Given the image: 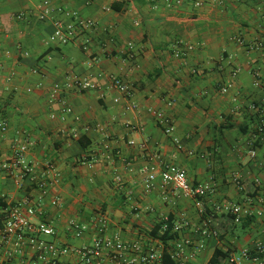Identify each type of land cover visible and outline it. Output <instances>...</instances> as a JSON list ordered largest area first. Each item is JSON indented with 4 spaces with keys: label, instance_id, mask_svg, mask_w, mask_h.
Segmentation results:
<instances>
[{
    "label": "crops",
    "instance_id": "1",
    "mask_svg": "<svg viewBox=\"0 0 264 264\" xmlns=\"http://www.w3.org/2000/svg\"><path fill=\"white\" fill-rule=\"evenodd\" d=\"M45 1L0 0V164L29 140L26 158L37 179L47 163L59 172L42 200L30 177L0 173V201L7 206H0V264H86L74 254L53 256L46 245H91L101 217L108 220L107 236L118 235L126 245L139 242L143 251L152 244L158 252L164 245L150 235L156 225L170 216L174 225L188 220L178 239L204 247L187 264H208L215 250L236 253L264 242V138L256 139L264 117V0H222L200 9L187 1L169 8L165 0H48L97 23L89 53L76 42L46 43L59 16L38 19L36 7ZM21 12L30 14L24 22L15 17ZM179 42L193 50L176 57ZM72 74L90 76L100 89L79 93L66 87ZM110 75L131 87V98L111 88ZM55 83L65 87L62 97L71 112L50 102ZM227 84L232 87L221 93ZM150 110L171 118L173 135L164 133ZM155 156L185 170L194 187L215 185L216 193L203 200L204 214L193 198L163 188L159 178L144 192L140 169L158 163ZM117 174L122 184L115 182ZM223 201L250 208L242 221L247 227L213 212ZM14 207L42 211L34 221L51 224L56 235L4 239L3 215ZM70 221L84 228L79 237ZM101 264L117 263L104 256Z\"/></svg>",
    "mask_w": 264,
    "mask_h": 264
},
{
    "label": "built area",
    "instance_id": "2",
    "mask_svg": "<svg viewBox=\"0 0 264 264\" xmlns=\"http://www.w3.org/2000/svg\"><path fill=\"white\" fill-rule=\"evenodd\" d=\"M185 1L189 2L195 8H203L207 5H219L222 0H165L167 7H179ZM37 17L40 21H45L52 17L54 14L59 16V19L55 22V28L52 34L47 39L46 43L50 46H66L72 43H78L80 49L85 52H90L91 46V33L97 27V23L92 19H81L74 16V14L62 7L53 6L50 1H45L36 7ZM1 15V8H0ZM29 13L21 12L15 17L19 21H26L29 17ZM132 48V44H129ZM191 51L193 46L179 42L175 48V56L180 57L183 50ZM25 55H28L25 52ZM91 61L96 63L98 59L92 57ZM3 71V66L0 63V74ZM238 70L233 72V77L237 75ZM111 88L117 90L123 97L131 98V87L125 83L121 78L116 75H110L108 77ZM68 88H74L79 93H85L91 90L100 89V86L95 84L90 76L70 75L68 76ZM232 87L231 84L223 85L221 87V93L226 94ZM65 87L59 83L52 85L48 94L50 102H59L64 106L66 113L71 112L72 108L67 101L62 97ZM31 92V89L28 90ZM119 99H115L118 102ZM135 108L134 105H132ZM156 117L157 123L162 127L164 133L168 136L174 133V124L171 118L166 116L162 112H155L150 110ZM7 129V125L1 126V131L4 132ZM264 138V117L261 116L260 124L257 131L256 139ZM174 142L179 144V139L175 138ZM129 144L135 146L136 142L130 140ZM33 146V143L26 140L24 143L17 146L14 159L9 162L0 164V173H7L11 177L17 180H23L26 177H30L36 184V189L40 193L39 200L45 198L48 194V190L52 183L59 178V172L54 163H47L41 174V178L37 179L36 169L34 165L26 158L28 150ZM139 148L142 151L147 150L148 142H142L139 144ZM108 149V146L105 147ZM257 152L255 149L250 150L249 156L255 158ZM158 160L156 164H146L141 167L140 172L143 175V190L145 193H150L153 189L154 183L159 178L163 188H171L174 192L183 196L191 197L195 201V205L200 214H204L205 206L203 200L205 197L214 195L216 188L214 184H205L194 187L188 181L186 171L174 164H166L162 161L161 157L155 156ZM83 160H86L83 158ZM88 166H92V162H87ZM128 163L126 169L130 170L131 167ZM115 182L122 184L123 178L120 174L115 176ZM258 182V181H257ZM234 183L240 187L239 178L234 179ZM60 203L58 198L52 201V204L58 206ZM213 212L220 215L230 216L232 222L236 225L242 223L245 217L252 214L250 208L246 205L234 203L232 201H223L215 203L213 205ZM42 215V211L38 212L34 208H28L24 213L21 208L14 207L10 211L5 212L4 216V228L3 238L8 239L11 236H16L18 242H22L27 237H34L37 235H44L53 237L56 235L55 228L46 222H35L34 218L37 215ZM257 215H262L258 213ZM163 227L162 231H166L168 217L162 219ZM190 222L186 219L182 220L181 225H175L173 232L177 235L182 232V229L189 227ZM69 227L73 229L76 235L79 237L83 232L77 222L70 221ZM108 229V220L105 217H101L98 220V237L96 240L88 246L82 248H63L58 249L53 244H47L46 249L53 255L60 254H74L81 261L86 264H101L104 256H108L117 264H155V262H161L162 252H158L154 245H150L146 251L142 250V245L139 242L126 245L118 235L107 236L106 231ZM162 243V242H161ZM203 244L195 245L194 242L187 237L179 238L178 236L172 241V247L168 252L170 258L177 264H187L188 261L195 257L196 252L203 249ZM131 253V256L128 255ZM136 254V255H132ZM224 264H264V242L258 243L252 249H243L240 252L228 253Z\"/></svg>",
    "mask_w": 264,
    "mask_h": 264
},
{
    "label": "trees",
    "instance_id": "3",
    "mask_svg": "<svg viewBox=\"0 0 264 264\" xmlns=\"http://www.w3.org/2000/svg\"><path fill=\"white\" fill-rule=\"evenodd\" d=\"M78 141H80L83 145V147H86L85 144L82 142V139H79ZM0 206L2 209H7V206L3 203H1L0 201ZM5 216V214L3 215V217ZM167 224V229L166 231H162V227H163V221H161L159 224L156 225V227L152 230L151 232V236L159 241L162 242V244L164 245V249H163V253H162V260H161V264H177L175 263L169 255V243L172 242L173 240H175L177 238V235L173 232L174 229V220L173 218L170 216L168 217V222ZM242 227H247V223L246 221L243 222L241 224ZM227 254H224L222 251L220 250H215L213 253V256L211 257L210 261L208 264H221V262L223 260H225Z\"/></svg>",
    "mask_w": 264,
    "mask_h": 264
}]
</instances>
